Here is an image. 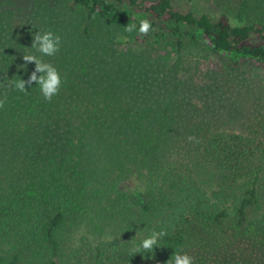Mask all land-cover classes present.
<instances>
[{
  "label": "trees",
  "instance_id": "obj_1",
  "mask_svg": "<svg viewBox=\"0 0 264 264\" xmlns=\"http://www.w3.org/2000/svg\"><path fill=\"white\" fill-rule=\"evenodd\" d=\"M65 1L82 35L22 61V24L0 50V264H264V123L234 131L174 65L157 77L141 48L114 49L131 36L90 29L128 21L136 46L181 51L186 28L212 56L263 67L264 30L170 0Z\"/></svg>",
  "mask_w": 264,
  "mask_h": 264
},
{
  "label": "rangeland",
  "instance_id": "obj_2",
  "mask_svg": "<svg viewBox=\"0 0 264 264\" xmlns=\"http://www.w3.org/2000/svg\"><path fill=\"white\" fill-rule=\"evenodd\" d=\"M174 10L191 12L194 15L207 13L217 19L222 14L242 15L248 22L264 30V0H170ZM35 22L41 24L39 33L35 29ZM86 18L81 9L65 0H0V50L7 45H16L21 32L20 25L31 26L30 30L22 29L27 38V47L31 48L22 54L12 51L15 56L22 57V61H31L36 52L48 53L49 47L56 45L58 36L76 39L82 35V26ZM90 22H108L98 19ZM127 22V23H125ZM38 24V25H39ZM65 31V33H64ZM95 37L97 34L115 36L119 33L131 36L128 44L116 45L115 50L138 53L136 47L142 49V54L147 56L150 66L158 69L153 73L165 78V70L175 66L173 80H184V83L195 88L194 102L211 104L218 110V114L237 115L238 122L229 125L234 131H244L248 125L264 123V67L253 61L233 65L225 56H212L202 43L190 38V31L184 29L185 44L181 51H176L168 39L156 46L151 41L135 44L134 28L128 21L122 24L96 23L90 29ZM58 42V41H57ZM248 42L259 43L257 34L251 36ZM39 43V50L33 47ZM171 46V47H170ZM12 47V48H13ZM38 49V48H37ZM173 49V50H172ZM177 78V79H176ZM206 82L208 85L203 86ZM196 84L198 86H196ZM234 118V117H233ZM90 229L94 230L95 237H111L114 225L100 224L94 218L88 220ZM81 229L77 235L83 234ZM103 233L102 236L98 234Z\"/></svg>",
  "mask_w": 264,
  "mask_h": 264
}]
</instances>
